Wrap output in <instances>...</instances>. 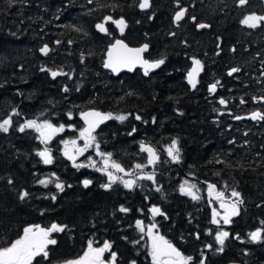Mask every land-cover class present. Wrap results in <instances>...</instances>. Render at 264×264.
I'll return each instance as SVG.
<instances>
[{"label": "trees", "instance_id": "1", "mask_svg": "<svg viewBox=\"0 0 264 264\" xmlns=\"http://www.w3.org/2000/svg\"><path fill=\"white\" fill-rule=\"evenodd\" d=\"M140 1L0 0V121L11 120L7 132L0 130V247L26 227L57 224L64 230L51 233L56 244L32 264L78 258L89 242H108L117 264H153L147 232L137 227L143 220L155 222L159 236L191 256L189 264H264V119H236L264 114V23H241L250 13L263 14L264 0H151L147 9ZM182 7L186 15L175 21ZM120 18L122 34L113 22ZM100 22L107 32L98 30ZM118 36L133 45L148 42L146 56L165 62L147 75L142 68L115 75L104 59ZM193 59L202 64L194 88L186 77ZM232 68L238 71L229 75ZM52 71L63 74L53 78ZM89 108L127 117L106 120L95 133L101 149L120 163L144 162L141 142L159 151L134 187L110 183L85 157L70 160L58 138L45 143L36 129L19 130L29 120H48L65 125L60 136H67L70 125L82 127ZM174 139L178 161L166 148ZM45 147L50 164L38 155ZM187 182L198 186L199 199L187 194ZM210 184L240 193L243 202L228 224L212 223ZM153 207L163 214L153 215ZM257 230L261 239L253 242L249 234ZM218 231L229 233L223 251L217 250Z\"/></svg>", "mask_w": 264, "mask_h": 264}, {"label": "snow or ice", "instance_id": "2", "mask_svg": "<svg viewBox=\"0 0 264 264\" xmlns=\"http://www.w3.org/2000/svg\"><path fill=\"white\" fill-rule=\"evenodd\" d=\"M10 2H15V0H10ZM240 5H244L247 3V0H239ZM149 0H142V3L140 4V7L142 9H145L149 7ZM186 9H182L180 11H177L175 14V21H180L185 16ZM108 20H111V17H107ZM193 20H195V17H193ZM117 26L120 27L121 32H123L125 25V22L123 19L113 21ZM242 24L248 26L249 28H256L261 23H264V16H257L255 14L249 15L244 17V19L241 21ZM96 27L101 32H106L107 29L104 27V24H97ZM198 28L204 29L208 28V24L199 23L197 25ZM148 48V45L145 44L141 48L137 49H129L126 44H124L123 41L117 40L115 44L112 45V47L108 51V60L104 63L105 68H110L113 72H119V70L122 67H127L129 70L132 69V67L136 63H140L144 67V74L147 75L149 69L158 68L160 67L165 61L164 59H160L157 61H148L144 60L141 56V53L146 51ZM42 53L45 55L48 53L49 49L48 46L45 45L43 48L40 49ZM127 53H131L132 55H128ZM194 67L192 71L188 73V82L195 87L196 81L194 74L198 73L201 67V62L197 59H193ZM46 69H41V71H45ZM237 68H232L229 72V75H232V73L237 72ZM63 73H59L56 71H52L51 75L53 78H55L57 75H60ZM216 84H213L210 86L209 91H215ZM68 89L65 88L64 91H67ZM221 104H224L225 101L223 99L220 100ZM241 103H244L243 100H241ZM82 118L85 120V123L88 125L86 128L82 129L80 131V137L85 139L84 146L82 148H78L77 151L80 154H83L84 151H86L89 147L93 146V143L96 140V137L92 135V133L95 131V128L99 126L100 123H103L106 120L109 119H117L119 121H124L127 119L125 115H118L113 117L112 113H100V112H84L81 114ZM89 117H93L94 119H89ZM252 119H264V114H261L259 112H254L252 114ZM137 120H140L141 117L139 115L136 116ZM236 119H241V117H236ZM154 122V121H153ZM11 123L10 119H5L2 124H0V130L7 132L8 131V125ZM25 128H34L36 131L40 132L41 136L44 138L45 141L52 138L53 135H55L58 132H61L64 130V125H60L59 127L54 126L49 121H44L42 123H37L36 120H29L24 125L20 127V131L23 132ZM135 132V128L132 130ZM132 133H129L131 135ZM65 144L68 142L65 141ZM73 145H76V141H71ZM95 147L97 150L99 149V144H95ZM140 149L143 152L148 153V163L153 164L157 159V153L154 148L151 146H146L143 142L140 144ZM168 155L172 158L174 161H178L180 158V149L177 146V141L173 140L169 148L167 149ZM70 160H74V156L70 155L67 151L64 153ZM39 156L43 158V162L45 164H50L52 162L51 155L47 149L44 151H41L38 153ZM98 155L102 157H106L104 160V168L103 171H105L109 177V180L112 183H115L117 180V177L113 175L112 172H108L107 169L110 166L111 168L115 169L117 172H123L124 169L121 167L119 163H116L115 161H111V153H103L98 152ZM109 161H111V164L109 165ZM76 167H85L86 165H74ZM137 168L144 167L143 165L137 164ZM98 171H101L102 169L97 168ZM147 179L151 180L153 177L151 175H148L146 177ZM39 183L46 185L48 181L41 180ZM91 183L90 180H84L83 184L85 187H87ZM125 187L132 188L135 181L127 180L123 181ZM110 184L102 185V187L108 188L110 187ZM56 187L60 190H63V185L60 183L56 184ZM215 185H208L209 188V194L211 195L213 190L215 189ZM159 190V189H157ZM181 192L185 193L186 189L184 186H181ZM187 194L192 195L193 199H199L198 196H196L194 193L191 192L190 189L187 190ZM28 195L27 192L23 193L21 196V199H24ZM223 192H216V197L219 199L223 197ZM231 195L233 197H239L240 193L236 191H232ZM55 199V197H53ZM242 203L243 201H239ZM120 211L126 212L128 209L121 207ZM151 212L153 215L156 214H163L161 213L160 209L157 207H153L151 209ZM237 209L236 205H231V211L226 213L223 217V222L225 224H228L230 222V216L237 215ZM216 215H218L215 211L213 212V220L212 223L218 224L219 221L216 220ZM137 227L140 228L141 231H144L142 227V222L137 221ZM155 227V225H153ZM64 228L62 226H59L57 224H52L50 228H41L39 225L26 227L23 230V235L17 238L15 241L11 242L9 246L6 247H0V264H32L33 259L36 256L43 255L45 258L48 256L47 247L48 245H54L56 244L55 239H50V234L54 231H63ZM149 235L152 239V259L153 264H189V261L192 260L191 256H184L176 247L173 246L172 243L165 240L163 236H152L151 235V228L148 230ZM229 233L226 231H218L215 236V240L218 245L221 247L218 248V251H223V245L225 243L226 238H228ZM250 239L255 242L259 241L261 239V231L257 230L255 232H251L249 234ZM208 248H211V245H207ZM111 245L108 242H105L103 247L100 248H94L92 243L89 242L88 249L84 252L83 256H81L79 259L70 261L69 264H104V261L101 259L105 251L110 250ZM111 262L110 264H114L116 259V253H111ZM134 264V262H133ZM201 264H204V261L201 260Z\"/></svg>", "mask_w": 264, "mask_h": 264}, {"label": "rangeland", "instance_id": "3", "mask_svg": "<svg viewBox=\"0 0 264 264\" xmlns=\"http://www.w3.org/2000/svg\"><path fill=\"white\" fill-rule=\"evenodd\" d=\"M254 13L255 12L250 13L249 15H253ZM255 15H257V14H255ZM261 15L264 16V13L261 14ZM101 113H104V112H101ZM105 114H107V113H105ZM112 115L114 116V114H112ZM7 119H10V118H7ZM3 121L4 120L0 121V124H2ZM44 121H48V120H43L42 122H44ZM42 122H39V123H42ZM50 123H52V122H50ZM52 124L54 125V123H52ZM60 125H62V124H59L57 126L59 127ZM69 127H70V129H71L72 132L69 133V135H67V136H65V135L64 136H62V135L60 136V134L62 132H64V130H65V125H64V130L61 131V132L56 133L53 136L52 139L45 141L43 137H41V138L43 139V141L45 143H49V142L51 143V141H53L55 138L56 139L58 138V144L60 146H62V148H64V152L67 151L70 155L74 156V160L75 159L78 160V158H80V161H81V160H84V157H85L86 158L85 161H87L86 165H88L90 168H93L94 167L95 171L98 174H106L107 175V173L105 171H103V168H104V160L106 159V157H102V156L98 155V152H103V153H106V152L101 149V146H100V144L98 142V139H97L96 134L95 133L92 134L93 136L96 137V140L93 143V146L92 147H89L86 151H84L83 154H80L77 151V149L78 148H82L84 146V143H85V139L80 137V131L85 128V125L83 124L82 127L76 128V130H75V126L74 125H70ZM73 140L76 141V145H73L71 143V141H73ZM174 140L177 141V146L179 148L178 140L177 139H174ZM65 141H67L68 143L65 144L64 143ZM172 141L167 145V147H166L167 149L171 145ZM97 143L99 144V149L98 150L95 147V144H97ZM155 151H156L157 156H158V159H159V157H160L159 151L157 149H155ZM144 157H145V161L144 162H142V163L137 162L135 165H133L131 167H127L126 165L120 163L115 158H113V156H111V161H115L116 163H119L121 165V167L124 169V171L123 172H117L115 169L111 168L110 166L108 167L107 171L108 172H112L113 175L115 177H117V180H120L122 182L123 181H127V180L135 181V183L133 185V187H134L135 184L137 183L138 177H141V176L145 175V173H146L145 171L150 170V168H152V166L155 164V162L158 161V159H157L153 164H149L148 163V153L147 152H144ZM111 161H109V165L111 164ZM137 164L143 165L144 167L137 168L136 167ZM97 168H100L102 170L101 171H98ZM46 180H51V178H48ZM110 183H112V182L110 181ZM187 183H188V185H186L187 188L190 189L191 192L194 193L197 196L198 195V189H199L198 186L196 184L194 185L192 182H187ZM208 190H209V188H208ZM232 191H236V190L225 191V190H220L217 187H215V189L213 190L212 194L211 195L209 194L210 195V198H211L212 218H213V212L215 211L218 214V215H216L215 218H216L217 221H219V223L224 224L223 217L225 216L226 213H228V212L231 211V205L235 204L236 205L237 212H238L239 201H240L241 198H240V196L239 197H233L231 195ZM216 192H223L224 193L223 197H221V198L218 199L216 197ZM236 192H238V191H236ZM138 221H141L142 222V227H143L144 231L147 232V235H148V238H149V242L151 244V249H152V239H151V236L149 235L148 230L151 228V235L152 236H159L158 231H157V228H156V223L155 222L146 223L143 220H138ZM153 225H155V227H153ZM49 238L50 239H54V237L52 236V234H50V237ZM91 243H92V245H93L94 248H100V247H103V245H104V244L97 245V244H95L93 242H91ZM83 254L81 256H83ZM80 257L73 258V259L64 261L61 264H69L70 261L77 260ZM111 259L112 258H109L107 260L109 262V264L111 262ZM102 260H104V259H102ZM114 264H117L116 260H115ZM232 264H237V263H232Z\"/></svg>", "mask_w": 264, "mask_h": 264}, {"label": "water", "instance_id": "4", "mask_svg": "<svg viewBox=\"0 0 264 264\" xmlns=\"http://www.w3.org/2000/svg\"><path fill=\"white\" fill-rule=\"evenodd\" d=\"M141 3H142V0L140 1V4H141ZM149 5H151V0H149ZM149 7H150V6H149ZM149 7H147V8H149ZM147 8H145V9H147ZM182 9H185V8H181L180 10H182ZM180 10H178V11H180ZM185 14H186V12H185ZM120 19H122V18H120ZM120 19H118V20H120ZM99 24H104V27L107 29L106 23L101 22V23H99ZM119 29H120V27H119ZM120 32H121V30H120ZM117 40H121V41H123L124 44H126L127 47H128L129 49H137V48H141L143 45L147 44V45H148L147 50L144 51L143 53H141L142 58H143L144 60H148V61H150V62L160 60V59L152 60V59H150V58H148V57L146 56V53H147L148 50L150 49V44H149L148 42H144V43H142V44L133 45V44H130V43H129V42H128L123 36H118L117 38L114 39L113 42H111V43L109 44L108 49H107V51H106V55H105V59H104V63L108 60V51H109V49L112 47L113 44H115V42H116ZM45 45L48 46V49H49V51H50V48H51V47H50V45H49L48 43L44 44L41 48H43ZM49 51H48V52H49ZM43 54H44V53H43ZM127 54H128V55H132L131 53H127ZM160 67H161V66H160ZM160 67H158V68H153V69H149V71H153V70L159 69ZM193 67H194V65H193V66L190 68V70L187 72V75H186V77H187V81H188V73H189L190 71H192ZM136 68H142V69L144 70V67H143L140 63H136V64L132 67L131 70H129L127 67H122V68L119 70V72H113L110 68H106V69L110 70V71L113 72L115 75H119L120 73H122V72H124V71L133 72ZM149 71H148V72H149ZM201 71H202V68L200 67V70L198 71V73L194 74L196 83H197V80H198V78H199V75H200ZM188 83H189V82H188ZM189 84H190V83H189ZM190 85H191V84H190ZM195 85H196V84H195ZM212 85H213V84H212ZM191 86H192V85H191ZM192 88H194V87L192 86ZM225 103H226V102H225ZM93 111L100 112V111H98V110H96V109H94V108H89V109H86L85 111H83V113H84V112H93ZM254 112H259V113H261L260 110H256V111L251 112L250 114L243 115V116H238V117H241V118H251V117H252V114H253ZM100 113H101V112H100ZM89 119L91 120V119H94V118H93V117H89ZM82 120H83L84 125H85V128H86L88 125L85 123V120H84L83 118H82ZM255 120H256V119H255ZM101 124H102V123H100L99 126L95 128V131H94V132H96V131L99 129V127L101 126ZM54 126L58 127L57 125H54ZM94 132H93V133H94ZM39 133H40V132H39ZM93 133H92V134H93ZM53 136H54V135H53ZM53 136H52V138H53ZM41 137H42V136H41ZM52 138H51V139H52ZM49 140H50V139H49ZM45 149H47V150L49 151V153H50V149H49V148H45ZM45 149H42L41 151H44ZM41 151H40V152H41ZM86 180H90V179H86ZM90 181H91V180H90ZM29 227H31V226H29ZM41 228H42V227H41Z\"/></svg>", "mask_w": 264, "mask_h": 264}, {"label": "flooded vegetation", "instance_id": "5", "mask_svg": "<svg viewBox=\"0 0 264 264\" xmlns=\"http://www.w3.org/2000/svg\"><path fill=\"white\" fill-rule=\"evenodd\" d=\"M254 14H257L258 16H260L261 14L260 13H257L255 12ZM262 16V15H261ZM48 248V247H47ZM47 250V249H46ZM109 258H112L111 257V253L108 251H105L103 256L101 257V259H104V264H109V262L107 261Z\"/></svg>", "mask_w": 264, "mask_h": 264}, {"label": "bare ground", "instance_id": "6", "mask_svg": "<svg viewBox=\"0 0 264 264\" xmlns=\"http://www.w3.org/2000/svg\"><path fill=\"white\" fill-rule=\"evenodd\" d=\"M107 26V25H106ZM99 30V29H98ZM100 31V30H99ZM243 119V118H242Z\"/></svg>", "mask_w": 264, "mask_h": 264}]
</instances>
